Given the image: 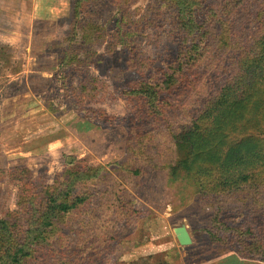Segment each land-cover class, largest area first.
Here are the masks:
<instances>
[{"label": "rangeland", "instance_id": "1", "mask_svg": "<svg viewBox=\"0 0 264 264\" xmlns=\"http://www.w3.org/2000/svg\"><path fill=\"white\" fill-rule=\"evenodd\" d=\"M149 1L138 0L134 8H144ZM70 13V0H0L4 43L0 46V167L9 169L23 163L32 169L43 168L49 182L58 173L70 177L86 163L101 168L98 176L86 181L92 192L91 213L76 214L66 238L80 247L78 257L61 252L57 243L44 261L36 259L35 264H87L89 258L95 260L91 264H264L241 258L231 247L211 244L206 234L216 206L224 219L237 225L245 221L244 213L258 212L264 205V192L238 180L245 167L232 166L230 157L233 141L249 128L247 120L256 118L264 126V98L246 106L233 125L234 131L214 148L208 169L197 168L175 177L173 163L187 156L177 142L141 145L137 157L130 160L127 126L84 124L83 116L66 102L56 50L69 45ZM90 14L108 31L115 30L122 17L109 0L95 1ZM144 45L154 56L153 47ZM121 55L119 46L111 68L106 73L94 69V73L108 75L110 82L124 79L128 72L123 70ZM155 64L164 69L160 80L153 65L142 67V74L132 73L142 91L141 102H148L144 91L147 75L158 97L170 105L161 126L167 127L169 121L175 130L190 127L193 116L200 112L197 102L175 91L180 84L175 63L156 60ZM16 69L20 71L14 72ZM212 70L204 72L200 83L210 91L207 96L216 93L225 78ZM100 106L120 116L133 107L119 93ZM259 183L264 187V176ZM17 189L13 183L4 185L2 217L18 207ZM105 191L109 195H101V199ZM182 224L193 239L189 245H182L176 234Z\"/></svg>", "mask_w": 264, "mask_h": 264}, {"label": "trees", "instance_id": "2", "mask_svg": "<svg viewBox=\"0 0 264 264\" xmlns=\"http://www.w3.org/2000/svg\"><path fill=\"white\" fill-rule=\"evenodd\" d=\"M95 1L70 0L69 45L56 50L66 102L83 116L84 124L94 121L127 126L130 160L137 157L141 145L177 142L187 156L173 163L175 177L197 168L208 169L214 148L234 131L233 125L246 106L264 98V0H150L144 8H134L138 0H109L122 14L113 31L92 18L90 8ZM144 44L153 47L154 56ZM0 46H4L1 37ZM119 46L128 76L110 82L108 75L103 77L94 69L106 73ZM156 60L175 63L180 78L175 91L198 104L200 112L188 128L172 129L169 121L167 127L161 126L169 116L170 105L158 97L147 75L144 91L148 102H141L142 91L132 73L142 74V67L153 65L157 80L162 79L164 69L155 64ZM206 70L225 77L217 92L209 96L210 91L200 85ZM118 93L133 106L126 115H114L98 107L117 98ZM245 125L249 128L233 141L232 166L244 165L238 180L264 192L258 184L264 176V126L256 118ZM100 170L86 163L70 177L58 173L49 182L43 168L32 169L23 163L9 169L0 167V195L5 184L18 186V207L8 211L6 217H2L0 207V264L42 262L54 251L52 244L57 243L61 252L78 257L80 247L66 238L76 214L90 215L93 200L86 181L98 176ZM101 195L107 197L109 192H102V199ZM219 210L220 206L214 208L206 227L209 242L231 247L243 259L264 262V205L258 212L244 213L245 221L237 225H231ZM94 262L89 258L87 264Z\"/></svg>", "mask_w": 264, "mask_h": 264}, {"label": "water", "instance_id": "3", "mask_svg": "<svg viewBox=\"0 0 264 264\" xmlns=\"http://www.w3.org/2000/svg\"><path fill=\"white\" fill-rule=\"evenodd\" d=\"M175 231L182 245H189L193 242L191 234L185 224L177 227Z\"/></svg>", "mask_w": 264, "mask_h": 264}]
</instances>
